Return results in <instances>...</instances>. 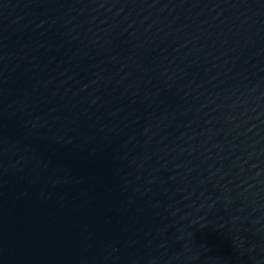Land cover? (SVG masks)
Segmentation results:
<instances>
[{
	"label": "water",
	"instance_id": "water-1",
	"mask_svg": "<svg viewBox=\"0 0 264 264\" xmlns=\"http://www.w3.org/2000/svg\"><path fill=\"white\" fill-rule=\"evenodd\" d=\"M0 264H264V0H0Z\"/></svg>",
	"mask_w": 264,
	"mask_h": 264
}]
</instances>
